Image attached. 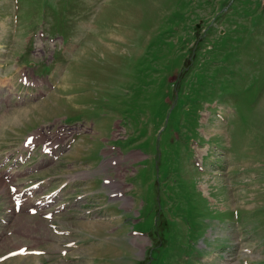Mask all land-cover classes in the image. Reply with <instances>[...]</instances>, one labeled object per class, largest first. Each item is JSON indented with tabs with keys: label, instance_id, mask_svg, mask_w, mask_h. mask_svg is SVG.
I'll list each match as a JSON object with an SVG mask.
<instances>
[{
	"label": "rangeland",
	"instance_id": "1",
	"mask_svg": "<svg viewBox=\"0 0 264 264\" xmlns=\"http://www.w3.org/2000/svg\"><path fill=\"white\" fill-rule=\"evenodd\" d=\"M34 131L82 133L20 168L102 218L51 222L80 231L64 264H264V0H0V167ZM5 190L0 254L62 264Z\"/></svg>",
	"mask_w": 264,
	"mask_h": 264
},
{
	"label": "crops",
	"instance_id": "2",
	"mask_svg": "<svg viewBox=\"0 0 264 264\" xmlns=\"http://www.w3.org/2000/svg\"><path fill=\"white\" fill-rule=\"evenodd\" d=\"M64 225V224H63ZM40 248H43V247H40ZM52 257H50L48 260L49 261H54L55 260V258H53V260L51 259ZM37 258H35L34 260L33 259H31V262L30 263H24V264H33L34 263V261L36 260ZM56 259L58 260V261H60L62 264H64V262H62V258H60L58 255L56 256ZM58 263V262H57ZM58 264H60V263H58Z\"/></svg>",
	"mask_w": 264,
	"mask_h": 264
},
{
	"label": "bare ground",
	"instance_id": "3",
	"mask_svg": "<svg viewBox=\"0 0 264 264\" xmlns=\"http://www.w3.org/2000/svg\"><path fill=\"white\" fill-rule=\"evenodd\" d=\"M7 88V87H6ZM40 138L41 139H43V137L40 135ZM109 183H111V181L109 182ZM113 186H115L116 185V183L115 184H112ZM236 187V186H235ZM126 204H128V200H126Z\"/></svg>",
	"mask_w": 264,
	"mask_h": 264
}]
</instances>
